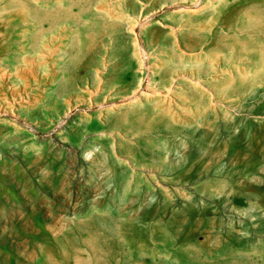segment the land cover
Listing matches in <instances>:
<instances>
[{
  "label": "rangeland",
  "instance_id": "rangeland-1",
  "mask_svg": "<svg viewBox=\"0 0 264 264\" xmlns=\"http://www.w3.org/2000/svg\"><path fill=\"white\" fill-rule=\"evenodd\" d=\"M201 46L236 95L221 124L84 134L92 99L56 115L94 70L140 80L125 104L179 89ZM6 119L0 264H264V0H0Z\"/></svg>",
  "mask_w": 264,
  "mask_h": 264
},
{
  "label": "crops",
  "instance_id": "crops-1",
  "mask_svg": "<svg viewBox=\"0 0 264 264\" xmlns=\"http://www.w3.org/2000/svg\"><path fill=\"white\" fill-rule=\"evenodd\" d=\"M212 24L211 21V26ZM178 54L183 70H187L186 73L178 74L179 89H171L172 81L176 78L175 75H167L155 79L154 82L155 86L164 90V94L143 96L125 104L123 99L137 91L140 80L137 79L132 86L120 85L112 79L102 82L99 73L94 70L80 78L70 101H65L64 108L56 115L66 112L72 105L91 103L92 99L101 107L73 123L79 124L84 134L90 130H99L114 135H128L134 133L133 124H140L143 127H147V124H156L157 128H163L168 124L167 127L174 125L180 129H201L210 127L211 124H221L217 120L216 100L230 99L232 100L230 106H235L237 100L234 99L236 95L228 89L225 79L213 80L209 77L216 64L212 53L205 46H201L187 54L182 51ZM90 85L95 90L94 95L86 90ZM169 91L172 100L169 98ZM228 106V103L220 105V114L228 113ZM48 122V119H45V123ZM0 124L14 123L6 119L1 120Z\"/></svg>",
  "mask_w": 264,
  "mask_h": 264
},
{
  "label": "bare ground",
  "instance_id": "bare-ground-1",
  "mask_svg": "<svg viewBox=\"0 0 264 264\" xmlns=\"http://www.w3.org/2000/svg\"><path fill=\"white\" fill-rule=\"evenodd\" d=\"M201 2V1H200ZM197 6V5H196ZM188 9V8H187ZM180 10V9H179ZM185 10V9H184ZM177 11V10H176ZM200 71V70H199ZM93 153L92 152H90L88 149L87 150H85L84 152H83V155H84V157L88 160L89 158H90V155H92ZM92 158V157H91ZM93 159V158H92ZM94 160H96L95 158H94ZM94 162V161H93Z\"/></svg>",
  "mask_w": 264,
  "mask_h": 264
},
{
  "label": "built area",
  "instance_id": "built-area-1",
  "mask_svg": "<svg viewBox=\"0 0 264 264\" xmlns=\"http://www.w3.org/2000/svg\"><path fill=\"white\" fill-rule=\"evenodd\" d=\"M33 130V128H31Z\"/></svg>",
  "mask_w": 264,
  "mask_h": 264
}]
</instances>
